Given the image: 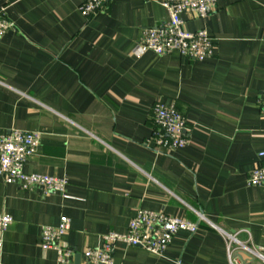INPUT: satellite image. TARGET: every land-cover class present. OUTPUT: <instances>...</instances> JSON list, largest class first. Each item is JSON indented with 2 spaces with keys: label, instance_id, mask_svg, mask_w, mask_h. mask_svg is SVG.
<instances>
[{
  "label": "crops",
  "instance_id": "0c3cea01",
  "mask_svg": "<svg viewBox=\"0 0 264 264\" xmlns=\"http://www.w3.org/2000/svg\"><path fill=\"white\" fill-rule=\"evenodd\" d=\"M85 1L0 0L13 24L0 38V135L39 132L24 172L67 182L45 194L0 179V214L12 217L1 263L60 264L40 232L66 217L60 244L81 264L137 209L199 228L177 232L162 255L119 243L115 264H228L224 234L264 246V188L247 185L264 165V0H217L204 20L183 14L186 30L214 40L203 61L134 55L142 31L167 21L160 0H109L90 17ZM156 103L186 119L185 147L155 149Z\"/></svg>",
  "mask_w": 264,
  "mask_h": 264
},
{
  "label": "built area",
  "instance_id": "2783aa9c",
  "mask_svg": "<svg viewBox=\"0 0 264 264\" xmlns=\"http://www.w3.org/2000/svg\"><path fill=\"white\" fill-rule=\"evenodd\" d=\"M109 0H86L79 12L90 17L100 12ZM167 13V21L155 28L142 31L135 43L133 53L140 56L146 52L165 55L177 52L180 56L194 61H203L213 56L215 43L206 29L196 31L185 29L183 14H193L199 19H206L217 8V0H160ZM13 28L5 16V7L0 6V38ZM264 105V104H263ZM264 115V106L261 107ZM154 130L151 141L158 152H171L187 145V122L174 105L156 103L152 108ZM41 141L39 132L12 130L0 135V179L6 184H18L24 190L40 188L45 194L64 193L66 180L54 176L24 172V164L34 155ZM264 158V151L258 153ZM247 185L264 188V165L251 170ZM200 220L205 219L199 216ZM12 224V217L0 214V264L3 240L6 231ZM70 222L62 217L57 226H42L40 247L43 250L53 249L60 264H68L73 258L71 250L62 247V236L69 230ZM198 224L183 218L169 216L163 212L137 209L123 233L109 232L102 237V245L88 248L83 252L81 264H115L114 250L117 244L141 248L155 255H162L173 236L179 231L194 234ZM228 264H244L248 260H257L264 264V246H255L249 241L241 242L236 236L223 235Z\"/></svg>",
  "mask_w": 264,
  "mask_h": 264
}]
</instances>
